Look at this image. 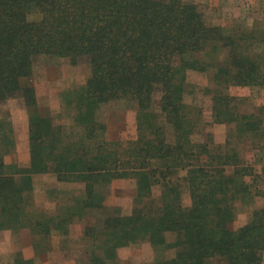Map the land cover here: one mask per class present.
<instances>
[{
  "label": "trees",
  "instance_id": "trees-1",
  "mask_svg": "<svg viewBox=\"0 0 264 264\" xmlns=\"http://www.w3.org/2000/svg\"><path fill=\"white\" fill-rule=\"evenodd\" d=\"M205 52L217 55L216 63ZM41 56L91 66L86 83L65 93L71 128L44 115L36 88L23 84ZM211 66L214 122L231 128L225 145L210 133L205 142L194 140L205 133L204 114L185 102L188 71ZM233 86L264 88V23L215 25L184 0H0V104L24 97L32 158L27 168L6 162L14 128L0 111V230L29 229L39 257L54 250L56 237L69 236L77 220L106 208L114 181L131 179L132 214L116 209L84 230L92 264H107L141 240L154 248L155 264H263L264 206L246 225L233 224L239 202L264 199V105L233 96ZM131 108L137 139L110 140L105 114ZM248 151L259 153L255 162ZM43 173L84 184L83 195L50 213L34 187V175ZM10 264L37 260L18 253Z\"/></svg>",
  "mask_w": 264,
  "mask_h": 264
},
{
  "label": "rangeland",
  "instance_id": "rangeland-1",
  "mask_svg": "<svg viewBox=\"0 0 264 264\" xmlns=\"http://www.w3.org/2000/svg\"><path fill=\"white\" fill-rule=\"evenodd\" d=\"M184 1L195 3L206 15L207 20L215 25L231 28L237 24L243 28L252 29L257 23H264V0ZM202 57L214 64L218 56L205 52ZM52 62L42 56L37 57L34 75L31 78L24 79L23 84L24 86H34L36 88L39 106L44 115L52 117L56 125L71 128L74 123V111L72 107L67 105L65 93L86 83L91 74V66L87 63V60H82L78 65H73L68 60L58 62V64H53ZM215 71L216 66H211L206 72L188 71V81L191 86L185 95V102L190 106L201 108L204 114L205 133L195 135L193 137L194 140L205 142L208 138L207 133H210L217 144L225 145L231 128L228 125L214 122L213 100L209 93ZM230 92L233 96L248 98L253 105H264L263 87L233 86ZM160 94L161 91L158 90L156 104ZM19 98L24 97L19 95L1 103V111L14 110L20 112ZM17 118L18 120L22 119L20 113ZM105 120L108 124L109 139L124 141L137 139L138 122L137 112L134 108L109 111L105 114ZM256 155H259V153L247 152V157L251 162H255L257 159ZM182 175L185 176L186 172L182 173ZM55 182L52 179H49L48 182L40 181L38 183L40 187L36 194L39 205L50 213L56 212L55 202L57 200L55 198L58 193L53 190L54 192L47 194L45 186H52L55 189L54 187L57 185ZM135 190L136 182L134 180L118 179L114 181L111 195L106 202V208L93 211L86 218L77 220L71 226L69 236L56 237L54 239V250L39 257L35 254L33 236L29 229H23L13 235L8 231L0 233L1 263L10 264L14 262L18 253H22L26 258H36L37 264H92V254L88 251V245L82 241L85 228L88 226H100L105 217L116 215V209H119L122 215H131L134 209ZM63 191L68 195L80 194V186H74L72 189L66 188ZM161 193L162 188L156 186L154 188L155 196H160ZM183 202L187 207L192 204L190 188L185 183L183 186ZM263 206L264 199L260 197L250 198L245 204L239 202L238 216L233 227L240 228L246 225L254 211ZM174 255V251L167 253V257H173ZM155 258L152 245L148 241L141 240L130 246L120 248L117 258L107 264H155Z\"/></svg>",
  "mask_w": 264,
  "mask_h": 264
},
{
  "label": "crops",
  "instance_id": "crops-1",
  "mask_svg": "<svg viewBox=\"0 0 264 264\" xmlns=\"http://www.w3.org/2000/svg\"><path fill=\"white\" fill-rule=\"evenodd\" d=\"M38 97V96H37ZM12 99V98H10ZM20 101V112L14 111V110H6L1 111L3 117L10 122L13 125L14 128V137H15V146L12 152L6 157V162L8 164L14 163L17 164L20 167H30L31 165V147H30V112L27 107L26 101L24 98H19ZM38 103H39V97H38ZM5 107V106H4ZM20 113V116L22 119L18 120L17 116ZM109 134V133H108ZM112 140V139H110ZM49 179H52L57 185L53 189L52 186H45L46 187V193L50 194L54 191H56L58 194L55 198L57 201L56 206L58 203L62 200H72L74 196H82L85 186L81 183H74V182H65L60 181L58 179V176L53 173H43V174H36L33 177L34 180V187L36 194L38 192V188L40 187L38 183L40 181L48 182ZM74 186H80V194H74V195H68L65 194V191H63L66 188H73ZM54 190V191H53ZM10 232L12 235L15 234L11 230H0V233L2 232ZM25 254H27L25 252ZM32 257V256H31Z\"/></svg>",
  "mask_w": 264,
  "mask_h": 264
}]
</instances>
